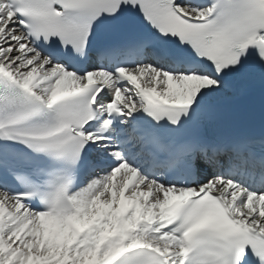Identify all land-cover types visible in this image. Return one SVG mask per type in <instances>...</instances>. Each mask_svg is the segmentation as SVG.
Masks as SVG:
<instances>
[{
	"label": "snow or ice",
	"instance_id": "snow-or-ice-1",
	"mask_svg": "<svg viewBox=\"0 0 264 264\" xmlns=\"http://www.w3.org/2000/svg\"><path fill=\"white\" fill-rule=\"evenodd\" d=\"M0 264H264V0H0Z\"/></svg>",
	"mask_w": 264,
	"mask_h": 264
}]
</instances>
